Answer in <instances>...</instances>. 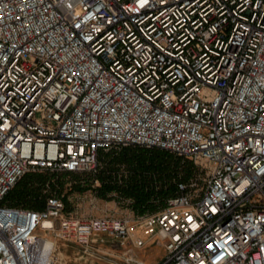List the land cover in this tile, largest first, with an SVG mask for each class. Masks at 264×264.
<instances>
[{
    "label": "built area",
    "instance_id": "2783aa9c",
    "mask_svg": "<svg viewBox=\"0 0 264 264\" xmlns=\"http://www.w3.org/2000/svg\"><path fill=\"white\" fill-rule=\"evenodd\" d=\"M128 146L201 165L204 186L177 181L134 224L3 203L27 172L95 173ZM103 237L164 249L127 264H264V0H0V264Z\"/></svg>",
    "mask_w": 264,
    "mask_h": 264
},
{
    "label": "trees",
    "instance_id": "16d2710c",
    "mask_svg": "<svg viewBox=\"0 0 264 264\" xmlns=\"http://www.w3.org/2000/svg\"><path fill=\"white\" fill-rule=\"evenodd\" d=\"M180 158L156 148L128 146L120 148L110 158L107 154L102 158L100 152L98 160L104 159V163L99 162L95 173L65 174L73 178L71 191L92 190L97 197L106 200L110 199V193L114 192L131 199V209L142 214L163 208L166 199L176 194L177 179L186 181L193 175L195 167L192 161L187 160L183 166V175L177 176L176 164ZM53 175V172L48 171L25 173L6 194L3 203L40 210L44 205L40 188L46 179ZM56 178L58 181V177ZM94 181H97L98 185L95 186ZM63 200L66 201L65 198Z\"/></svg>",
    "mask_w": 264,
    "mask_h": 264
},
{
    "label": "rangeland",
    "instance_id": "374dc122",
    "mask_svg": "<svg viewBox=\"0 0 264 264\" xmlns=\"http://www.w3.org/2000/svg\"><path fill=\"white\" fill-rule=\"evenodd\" d=\"M119 150L120 148L103 150L101 151V156L103 158L104 154H107L110 158ZM187 160L188 159L181 157L178 161L179 163L176 164V173L178 177L183 175V166ZM99 162L103 164L104 159H99ZM193 165L195 168L192 177L197 178L198 188H202L204 186V180H202L203 167L194 163ZM122 171L124 172V170ZM56 177H58V181L61 182L60 184L57 183ZM179 180L181 179H177V181ZM72 181L73 178L64 172L54 173V175L49 176L46 182L41 186L40 194L44 199L48 195L58 196L62 200L65 198V211L79 217L112 216L115 218L127 219L130 224H134V221L138 217L146 213L155 212L146 211L142 214L135 213L130 207L132 200L114 192L110 193V199L106 200L97 197L92 190L83 192L71 191L70 185ZM51 183L54 184V186H52ZM94 185H98V182L94 181ZM134 233L146 239L139 230H134ZM163 255V247L157 244L147 245L144 248H134L132 245L128 244L126 248H121L117 243L112 242L107 237H103V241L98 239L97 242H91L86 247H81L75 243H66L62 240L56 242V257L58 259V264H127V257L143 259L152 263L160 259Z\"/></svg>",
    "mask_w": 264,
    "mask_h": 264
},
{
    "label": "bare ground",
    "instance_id": "6f19581e",
    "mask_svg": "<svg viewBox=\"0 0 264 264\" xmlns=\"http://www.w3.org/2000/svg\"><path fill=\"white\" fill-rule=\"evenodd\" d=\"M47 246H50L54 241L52 239L47 238Z\"/></svg>",
    "mask_w": 264,
    "mask_h": 264
}]
</instances>
